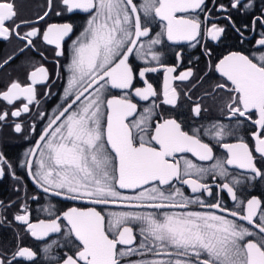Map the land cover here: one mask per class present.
<instances>
[{"label":"snow or ice","instance_id":"obj_1","mask_svg":"<svg viewBox=\"0 0 264 264\" xmlns=\"http://www.w3.org/2000/svg\"><path fill=\"white\" fill-rule=\"evenodd\" d=\"M58 4L60 10H55L57 5L47 0V9L35 23L50 14L67 13L71 19V14L86 13L88 19L79 35L70 22L47 23L43 31L32 26L22 33L21 27L33 22H17L14 0H0V39L16 37L26 42L24 48L35 49L34 39L41 38L54 46L55 57L70 60L62 103L51 115L32 113V106L41 104L37 85L50 89L52 83L41 64L28 74V83L13 80L0 91V101L13 108L10 113L0 111V122H6L9 115L34 116L27 128L23 122L13 126L25 139L28 134L38 137L24 153L20 168L42 193L87 206L69 207L61 215L33 222L27 205L21 204L14 219L39 241L50 234L72 239V254L51 256L53 264H264V200L254 195L241 199L237 190L243 180L228 167L250 173L245 177L249 181L257 177L264 181V166L258 167V163L264 165V32L254 42L258 56L232 51L214 66L210 63L222 80L205 93L213 99L214 94L227 93L222 111L226 109L237 125L250 122L256 128L252 145L243 137L228 142L235 132L222 123L203 128V133L201 128L188 131L183 122L158 111L161 105L178 106L181 93L174 82L190 81L194 72L188 68L172 75L179 63L164 64L157 46L165 39L174 44L189 42L193 47L204 37L220 41L228 27L243 41L244 32L236 26L232 12L252 8V0L220 4L217 11L226 13L223 18L228 22L224 26L212 22L207 0H142L139 4L134 0H58ZM153 23L160 28L154 35ZM257 25L264 28V15L255 16L243 28L255 31ZM204 51L211 58V50L205 47ZM133 57L143 66H135ZM176 58L181 60L179 52ZM12 59L7 57L3 64ZM56 64L59 67V59ZM161 70L164 79L158 91L148 74ZM137 79L142 87L135 86ZM184 95L192 99L188 92ZM134 98L149 104L141 110ZM202 111L207 109L201 103L191 108L194 117ZM38 121L46 123L37 133ZM204 137L226 155L218 158ZM5 167L22 181L0 152V178ZM209 178L225 182L213 185L207 182ZM181 186L195 195H186ZM224 192L235 208L224 205ZM204 194L212 201L204 199ZM113 206L125 210H109ZM55 244V240L46 244L43 251L48 253ZM36 257L32 249L17 246L10 258L0 255V264H36Z\"/></svg>","mask_w":264,"mask_h":264},{"label":"flooded vegetation","instance_id":"obj_2","mask_svg":"<svg viewBox=\"0 0 264 264\" xmlns=\"http://www.w3.org/2000/svg\"><path fill=\"white\" fill-rule=\"evenodd\" d=\"M14 2L18 13L17 22L21 20L33 22L31 25L22 26L20 29L22 33L30 30L32 26L39 27L41 31H43L47 23L70 22L73 23L75 27L76 35H79L80 32L83 31L88 19V14L82 12L71 14V19H69L70 14L67 13L59 17L50 14L49 17L45 18V21L35 23L37 17L43 15L44 11L47 9V0H14ZM134 2L139 4L142 3V0H134ZM252 2V8L244 9L239 13L234 10L232 12V18L236 22V26L240 27L241 31L244 32L243 41L237 32L231 27H228L225 35L220 41H212L204 37L200 44H196V46L193 47L189 42L174 44L165 39L162 45L157 46L158 50L163 53L162 60L164 64L175 66L179 63L180 66L177 68L176 73L172 75H179L180 72L188 68H191L194 72V77L191 78L190 81L174 82L178 85V91L181 93L178 106L172 108L171 106L161 105V108L158 110L162 112L165 117L171 116L183 122L185 130L191 131L192 128H201V133H203V128H208L212 124L218 122L234 130L235 135L228 137V142H235L238 137H243L252 145L253 141L251 134L256 131V128L253 127L250 122L237 125L235 118L228 117L226 109L222 111L223 105L228 99L227 93L220 92L219 94H214L216 96L215 99L205 95L206 92H212L214 85L222 80L219 74L215 73L212 68H210V63L214 66L218 59L232 51H239L244 54L252 52L257 56L259 55V52H256V45L254 42L256 39L260 38V33L264 32V28H261L259 25L256 26L255 31L250 30V28H243L245 23L250 25L251 19L255 16L264 15V0H252ZM53 3L57 5L55 10H60L58 0H53ZM220 4L228 6L229 0H214V2L213 0H207V7L212 9V22L224 26L228 22L223 18L226 13L217 11ZM200 15L201 19H203L204 14L201 13ZM150 27L152 28L153 35L155 32L160 31V28L155 23L150 25ZM75 38L74 35L72 39ZM25 43V41H21L16 37H12L9 40L0 39V65H2L0 66V91L6 90L7 86L13 80H19L22 84L28 83V74L35 67L42 64L48 69L52 83L50 89L43 85H37L38 99H40L41 104L39 108L32 106V113L35 114L37 111H46L51 115L57 106L62 103L61 97L63 96V89L66 86L68 76L66 66L70 60L66 57H55L54 46L46 45L41 38L34 39L35 49L24 48ZM70 44L71 41H67L66 48L70 46ZM205 47L211 50V58L205 54ZM22 48L24 49L23 52L20 51ZM39 52H43L44 56H40ZM177 52L181 54L180 61L176 58ZM9 56H13L14 59L7 64H3V61ZM57 59L60 61L59 67L56 64ZM131 59L135 66H143L142 61L135 60L134 57ZM57 72L60 73L59 77L57 76ZM148 78L159 91L163 83L164 72L161 70L156 73H150L148 74ZM201 78L203 79L201 80ZM197 81H199V83H197ZM192 84H196V87L193 88ZM135 86L142 87L143 84L137 79L135 81ZM45 91H50L53 95L45 97ZM118 91L119 90H113V92ZM185 92H188V95L192 97L191 100L184 95ZM134 102L138 103V108L141 110L149 104L148 101H139L138 98H134ZM15 103L16 106L19 107L21 102L17 101ZM157 103H159V100H157ZM195 103H201L202 106L207 109V111H202L200 117H194L192 115L191 108ZM5 110L10 113L13 108L7 105L6 102L0 101V111ZM33 118L34 116H29V114H23L20 118H14L9 115L6 122H0V152H2L7 161L12 164L16 175L23 178L22 181L18 182L13 178L6 167L5 175L0 178V201L3 202V204L0 205V255H6L10 258L12 253L16 251L17 246L28 247L37 252L36 264H53V261L50 259L51 256L55 255L59 257L63 256L65 253L72 254L75 250L72 239L63 234H50V237L45 238L43 241L37 240L26 230V226L14 219V216L20 211V205H27L30 218L33 222L40 219H50L55 215H61L63 211H66L69 207H85L87 205L79 201L56 198L42 193L28 177L25 170L20 168V161L24 159V153L32 147L33 142L38 137L36 134H28L27 139H25L24 135L17 134L13 131V126L14 123L23 122L27 128V126L31 124ZM158 118L159 117H157V119ZM37 123L38 133L46 121H38ZM204 139L206 142L213 144L215 155L218 158L226 155L224 149L216 145L214 141L209 140L208 137H204ZM187 155L189 158L195 160L190 154ZM262 166L264 165L258 163V167ZM228 167L229 172L243 180L242 185L238 186L237 190V194L241 199L250 198V196L254 195L264 200V181L259 177L249 181L245 179V177H249L251 175L250 173L231 166ZM207 182L215 185L225 181H221L219 178L213 181L209 178ZM181 187L185 189L186 195H195L191 193L187 186ZM17 189H19V191H17ZM213 191L215 192L217 189L214 187ZM32 196H37L38 199L33 200L31 199ZM221 196L226 207L230 209L235 208V202L230 199L226 192L221 193ZM203 198L210 202L212 201V198L207 197V194H204ZM109 210L120 211L125 209L113 206ZM64 231H67V229L65 228ZM53 240L57 241V244L53 245L48 253H45L43 249L46 244L51 243ZM22 264H31V262L22 261Z\"/></svg>","mask_w":264,"mask_h":264}]
</instances>
